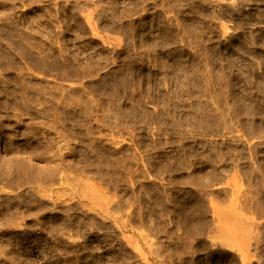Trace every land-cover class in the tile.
<instances>
[{"label":"rangeland","instance_id":"rangeland-1","mask_svg":"<svg viewBox=\"0 0 264 264\" xmlns=\"http://www.w3.org/2000/svg\"><path fill=\"white\" fill-rule=\"evenodd\" d=\"M0 264H264V0H0Z\"/></svg>","mask_w":264,"mask_h":264}]
</instances>
